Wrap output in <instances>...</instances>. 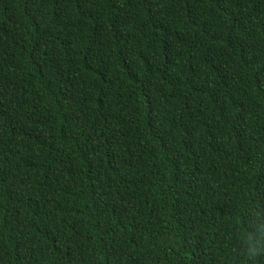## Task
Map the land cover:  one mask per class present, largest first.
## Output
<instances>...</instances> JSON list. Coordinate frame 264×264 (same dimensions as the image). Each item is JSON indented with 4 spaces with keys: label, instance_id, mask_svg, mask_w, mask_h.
Segmentation results:
<instances>
[{
    "label": "trees",
    "instance_id": "obj_1",
    "mask_svg": "<svg viewBox=\"0 0 264 264\" xmlns=\"http://www.w3.org/2000/svg\"><path fill=\"white\" fill-rule=\"evenodd\" d=\"M264 0H0V264H264Z\"/></svg>",
    "mask_w": 264,
    "mask_h": 264
},
{
    "label": "clouds",
    "instance_id": "obj_2",
    "mask_svg": "<svg viewBox=\"0 0 264 264\" xmlns=\"http://www.w3.org/2000/svg\"><path fill=\"white\" fill-rule=\"evenodd\" d=\"M256 219L259 220V223L253 221L256 232L249 234L248 248L245 252V255L251 260H255L261 252H264V216L257 213Z\"/></svg>",
    "mask_w": 264,
    "mask_h": 264
}]
</instances>
